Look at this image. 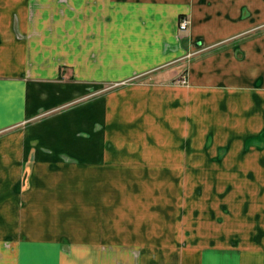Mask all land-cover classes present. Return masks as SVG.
Masks as SVG:
<instances>
[{"label": "crops", "instance_id": "0c3cea01", "mask_svg": "<svg viewBox=\"0 0 264 264\" xmlns=\"http://www.w3.org/2000/svg\"><path fill=\"white\" fill-rule=\"evenodd\" d=\"M263 146L264 0H0V264H264V203L197 212L187 260L121 198L222 147L264 179Z\"/></svg>", "mask_w": 264, "mask_h": 264}, {"label": "rangeland", "instance_id": "374dc122", "mask_svg": "<svg viewBox=\"0 0 264 264\" xmlns=\"http://www.w3.org/2000/svg\"><path fill=\"white\" fill-rule=\"evenodd\" d=\"M222 148L217 151V155L209 156L210 160L195 164L199 167H192L186 177L171 175L168 178L161 176L139 177L135 179V182L132 178L123 180V187H133L137 193L134 195H132V191L122 193L124 211H130L128 215L134 219L146 220L139 225L143 229H150L147 233L151 239L153 238L151 242L143 241L141 239L144 238H140L138 244H148V248L151 249L153 247L155 256L161 254L162 251H176L183 252L186 259L190 260L192 257L187 249L190 244L188 236L191 234L194 219L200 218L199 215H196L197 212L201 211L204 221L220 225L223 224V219L225 216L227 217L230 209L237 210L238 208L236 212H240L243 203L245 208L248 202L254 206L264 203V179L255 176L254 172L248 171L243 174L240 171L241 163L227 162L229 149ZM253 148L256 147L242 145L234 147V152L240 156L249 154L252 156L255 152ZM228 163L230 164L227 165ZM259 179L262 180L260 185L258 184ZM259 186L262 193L257 194ZM248 187L251 192H254L253 194L248 195ZM194 208L197 210H192ZM124 216L127 215L124 213ZM167 223L170 231L167 228ZM205 228H209V226ZM123 233L127 234V232ZM126 234L122 237V243L128 240H126ZM167 234L168 240L165 241L163 237ZM236 240L238 239L234 241ZM77 245L81 248L88 243L84 245L77 243ZM129 250V248H124L123 251ZM123 254L125 253H122L121 261L118 260L117 263V260L114 261L113 257L107 253L105 264H129L126 262L129 256L127 259Z\"/></svg>", "mask_w": 264, "mask_h": 264}, {"label": "built area", "instance_id": "2783aa9c", "mask_svg": "<svg viewBox=\"0 0 264 264\" xmlns=\"http://www.w3.org/2000/svg\"><path fill=\"white\" fill-rule=\"evenodd\" d=\"M188 26H189V19L187 17H181L179 21V30L181 32H184L187 30ZM186 83H187V79L183 77L181 80V84H186Z\"/></svg>", "mask_w": 264, "mask_h": 264}]
</instances>
